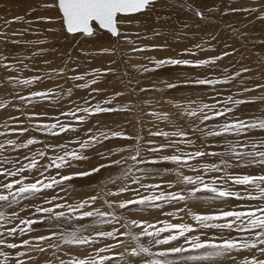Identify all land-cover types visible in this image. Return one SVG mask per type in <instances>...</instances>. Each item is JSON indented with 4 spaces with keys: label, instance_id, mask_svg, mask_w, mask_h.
<instances>
[{
    "label": "rangeland",
    "instance_id": "rangeland-1",
    "mask_svg": "<svg viewBox=\"0 0 264 264\" xmlns=\"http://www.w3.org/2000/svg\"><path fill=\"white\" fill-rule=\"evenodd\" d=\"M39 1V0H38ZM36 0H0V104L7 107H0V144L5 146L0 152V170L5 168L15 169L21 164H28L29 159L36 153L43 151L46 155L42 158L36 156L39 165L50 164V158L64 155V148L52 147L56 145H66L67 151L79 149V144L73 143L75 140H87V129L91 128L93 133L98 134L97 129L110 132H121L134 139L112 138L104 140L94 148H89L82 152L88 159L73 161L72 167L63 169L49 168L45 175L55 176L57 179L62 175H69L78 172H87L100 164H111L112 161L122 160L135 154L138 146L144 158H159L165 155L180 154V151H195L202 146H206V151L223 153L229 142L236 144L237 141L248 142V137H236L224 135L211 137L203 135L198 129L205 131L220 130V127L229 122L232 118L249 120L256 117H264V103L257 100L256 103H247L235 106L232 103H223L229 97L233 100H247L253 97L264 95V88H256L258 84H264V0H158V3L141 13L135 14L127 19L131 23L121 25L122 35L119 38L112 37L103 30H97L96 36L84 37L77 34L72 36L67 34L61 27L58 19V12L54 8L45 5L52 3V0H43L41 6L44 9L35 11ZM158 5V6H157ZM167 5L169 22L161 18L157 8H165ZM187 5V7L185 6ZM174 8V9H172ZM235 11H232V10ZM246 9H255L246 11ZM194 10L203 12L201 19L194 14ZM21 18L15 23H6L16 18ZM40 17H51L52 22L38 20ZM13 33H16L13 35ZM60 35L74 37L75 43L71 41L63 42ZM103 38H101L102 36ZM100 37L96 43L94 39ZM102 41V42H100ZM64 44L62 46L60 43ZM71 44V45H70ZM93 44H95L93 46ZM62 46V47H61ZM101 49H112V54L101 53ZM135 49H144L136 51ZM191 53H195L192 55ZM227 53V55H225ZM222 57V59H216ZM168 58L184 59L189 61H200L205 59H215V64L205 67L171 66L162 65L157 67L153 61ZM42 61V62H36ZM42 66L41 63H45ZM4 64L9 68L3 67ZM15 72L8 74V71L16 68ZM43 68V69H42ZM8 69V71H7ZM99 69L102 72L111 69L106 75H92L93 70ZM145 69H151L146 71ZM250 69V71H244ZM58 70H63L62 72ZM77 75L84 76L83 80H74L71 77ZM41 77L35 83L37 91L49 92L48 99L41 101L37 97L29 94L32 86H23L21 81ZM214 79L228 81L227 83H217L214 86L199 85L192 83L198 79ZM98 79L92 88L100 89L99 92H92V88H77L75 85L90 82ZM8 80V81H6ZM34 84V83H33ZM173 84L175 87L169 88ZM245 89H255L245 91ZM71 90V95H69ZM32 92V90H31ZM35 92V91H33ZM22 93L28 94L29 102L20 99ZM111 100L110 105L103 104L104 100ZM85 100L90 103L86 104ZM101 103L104 107L115 109L127 108V111H113L101 113L94 117H87L83 112L78 115L85 116V121L79 123L74 116H65L69 110H76L78 107H92L96 103ZM203 104L214 106L215 109L232 107L235 111L227 116L200 123L196 117H189L185 113L188 110L199 108ZM204 112L211 114L210 109L205 108ZM156 114H167V119H158ZM31 117V118H29ZM59 119L60 122L71 125L78 129L69 131L59 136H51L39 130L37 125L53 124ZM27 128L23 135L19 134L20 128ZM157 131L173 133L183 131L188 134L195 147H190L181 143V137L169 136L165 138L153 135ZM252 140L259 141L264 138V132L256 130L250 133ZM29 138H36L38 143L30 145L28 148L14 150L7 144L8 140H13L17 144L26 142ZM137 140L139 144L137 145ZM176 141V148H165L158 153L147 151L151 147L168 145ZM131 147V151H118L120 148ZM244 151L250 148L243 149ZM5 158L19 163H5ZM227 159V157H224ZM221 157L207 156L202 158L201 163H219ZM196 161H193L195 164ZM134 162L128 160L126 164L106 167L100 172L90 176L76 177L64 185L54 186L51 190H46L37 197H33L8 209L0 205V211H4L7 220L0 222V232H4L9 241L20 244L24 240H30L33 244L37 241L33 237L48 236L50 240L43 241L41 246L47 249L46 252L33 251L30 253L35 259L27 256L20 257L27 264H60V261H69L73 257L84 258L85 249L91 246H79L75 244H65L62 235L71 233L74 227L83 225L87 230L81 229L80 234L94 237L96 231H110L111 225L94 224L92 218L83 220H73L71 224L63 218L56 220L55 213H69L68 205H75L90 196H104L106 191H116L123 184H131V179L140 177L142 184H160L175 182L176 177L172 170L176 165L171 162L160 161L156 164L136 165L134 176L123 177V170ZM151 168L152 173L145 177L139 169ZM41 170H43L41 168ZM186 175L195 177L196 172L183 169ZM230 171H233L230 169ZM236 173L255 172L259 174V167H249L247 169L236 168ZM59 173V175H57ZM203 174V173H201ZM23 175L30 179L39 177L37 170L25 172ZM217 175V173H207L205 179ZM3 177H0L2 180ZM115 180V183L112 181ZM133 188L139 185H131ZM182 185L167 189L169 191H180ZM143 192L144 190L141 189ZM147 194V193H145ZM134 193H125L120 197L109 196V200H118L132 196ZM197 201H188L176 205H167L166 212L176 213L179 208H191L193 212L208 213L217 210L219 202L210 200L211 194H199ZM57 197L52 203L46 200ZM233 205L237 202L232 201ZM255 203V202H253ZM63 204L65 207L57 208L56 205ZM42 206L53 208V213H36L35 208ZM195 207V208H194ZM99 208L101 211H108L107 205L98 201L92 208H85L84 211ZM196 209V210H195ZM18 211L19 219L12 217V211ZM137 214L142 219L155 221L157 216L161 220H171V222H182L192 224L195 222L189 215L179 212L178 217H168L162 212L149 215L147 212L138 213L133 207L125 211V215ZM73 216L78 213H72ZM34 219L42 221L32 226V230L26 233H19L14 237L6 235V229L15 226L27 228L21 221ZM208 233L207 238L215 237L219 242L218 230H201ZM201 231L190 233L189 235L200 236ZM55 233L56 235H53ZM225 236L228 234L225 233ZM233 236L236 233L232 234ZM107 241H101L102 246ZM174 244H184L183 238L174 241ZM53 245V247H49ZM187 246V245H185ZM0 251L9 252L15 256L16 252L28 251L27 248L9 250L0 247ZM120 251V249H117ZM195 254V253H194ZM187 255V253L185 254ZM239 256L250 255L247 252L238 254ZM2 259V257H0ZM219 264H232L228 258H217ZM196 264V262H189Z\"/></svg>",
    "mask_w": 264,
    "mask_h": 264
},
{
    "label": "snow or ice",
    "instance_id": "snow-or-ice-1",
    "mask_svg": "<svg viewBox=\"0 0 264 264\" xmlns=\"http://www.w3.org/2000/svg\"><path fill=\"white\" fill-rule=\"evenodd\" d=\"M158 3V0H52V3L45 5L48 8H54L58 12V19L61 22L62 29L69 35L76 36L77 34L84 37H93L97 30H103L112 37L119 38L122 35L121 25L131 23L127 19L135 14L149 10ZM187 7V5H185ZM264 7V6H262ZM255 9H246V11H254ZM232 11H235L234 9ZM195 16L203 19L204 14L199 10H194ZM261 18H264L262 16ZM21 18H16L13 21H6V23L18 22ZM38 20L44 22H52L51 17H40ZM16 33H13L15 35ZM0 35H4L0 33ZM136 51H143L144 49H135ZM101 53L112 54V49H101ZM194 55L195 53H191ZM227 55V53H225ZM216 59H222L217 57ZM153 63L159 67L162 65L171 66H189V67H205L215 64V59H205L200 61H189L184 59L168 58L164 60H156ZM3 67L10 66L4 64ZM149 71L151 69H145ZM62 72L63 70H58ZM111 69L101 71L99 69L93 70L92 75H106L111 72ZM250 71V69H244ZM34 79H25L21 83L25 86L35 83ZM74 80H83L84 76L77 75L71 77ZM98 79H92L90 82L75 85L77 88H92ZM228 81H220L214 79H198L192 83L199 85L214 86L217 83H227ZM176 85L169 84L172 88ZM256 88H264V84L256 85ZM255 89H245V91H254ZM100 89L92 88V92H99ZM33 97L39 98L41 101L49 98L51 93L44 91H36L31 94ZM71 95V90H69ZM21 100L26 99L20 97ZM257 100L264 103V95L260 97H253L247 100L236 99L229 97L223 103H232L235 106H240L247 103H256ZM89 104V100H85ZM111 100H104L103 104L110 105ZM0 107H7L6 104H0ZM208 108L211 114L204 112ZM127 108L115 109L111 107H104L101 103H96L92 107H78L76 110H69L62 113L65 116H74L76 121L83 123L85 116L78 115L83 112L87 117H94L101 113H108L113 111H127ZM235 111L232 107L224 109H215L214 106L203 104L199 111L192 109L186 111L189 117H196L203 124L206 121L217 119L219 117L227 116L228 113ZM158 119H167V114H156ZM31 118V117H29ZM37 128L48 135L59 136L69 131H77L75 127L66 125L57 119L53 124L37 125ZM203 135L211 137H219L224 135H231L236 137H248V142L237 141L236 144L229 142L226 145V151L223 153L208 152L206 146L196 149L195 151L184 152L180 154L165 155L162 157L147 159L141 155V150L137 146L135 154L122 160L112 161L111 164H100L87 172L72 173L69 175H62L59 179L55 176H47L45 172L54 167L55 169H63L65 167H72L73 161H81L88 159L82 152L89 148H94L97 144L104 140L112 138L134 139L121 132H110L97 129L98 134L93 133L91 128L87 129V140H75L73 143L79 144V149H73L71 152L67 151L66 145L49 146L53 150L55 148H64V155H59L50 158V164L40 166L36 156L44 157L45 152L40 151L29 159L28 164H21L19 167L13 169L0 170V205L8 209H14V206L20 205L22 201L37 197L46 190H51L54 186L64 185L65 182L71 181L76 177H85L98 173L101 169L112 166H119L126 164L128 160L134 162L123 170V177L128 178L130 174L134 176L136 165L140 164H156L160 161L171 162L176 165L175 169L166 171H173L176 177L175 182L168 181L165 185L160 184H142L140 177L131 179V184H123L118 187L116 191H106L104 196L99 195L90 196L75 205H68L69 213L64 212L55 213L54 219L60 220L63 218L69 224L73 220L79 221L85 218H92L94 224L111 225L110 231H96L94 237L81 235V229L85 228L83 225L74 227L71 233L61 236L65 244H75L79 246H91L90 250L85 249L84 258L73 257L69 261H60V264H189V262H196V264H219L217 258H228L232 264H264V138L259 141L252 140L250 133L260 130L264 132V117H256L254 119L244 120L238 117L232 118L229 122H225L220 130L205 131L203 128L198 129ZM27 128L21 127L19 134L23 135L27 132ZM153 135L163 136L168 138L171 136L181 137V143L190 147H195L194 142L188 138V134L183 131H176L173 133L157 131ZM38 143L36 138H29L26 142L17 144L13 140H8L7 144L14 150L20 148H28L30 145ZM139 140H137V145ZM176 141H172L168 145H161L159 147L148 148L147 151L151 153H158L165 148H176ZM5 146L0 144V152L4 150ZM250 148L248 151L243 149ZM118 151H131V147L120 148ZM207 156L221 157L219 163H201L202 158ZM224 157H227L225 159ZM193 161H196L193 164ZM5 163H19V161H10L5 158ZM259 167L260 172H245L236 173V168L247 169L249 167ZM41 168L43 170H41ZM189 169L196 172L195 177L186 175L183 169ZM233 170V171H230ZM37 170L39 177H32L31 182H26L30 178L23 175L25 172ZM148 177L153 169L145 168L139 169ZM217 173L208 179H205L207 173ZM203 173V174H201ZM59 175V173H57ZM116 181L113 180L112 183ZM182 185L180 191H169L167 189L174 188L176 185ZM131 185H139L133 188ZM141 189L144 191L142 192ZM125 193H134L132 196L118 200H109L107 197H120ZM147 193V194H145ZM199 194H211L208 198L210 200L219 202L217 210L208 213L193 212L191 208H179L176 213L164 211L167 205H176L184 203L187 205L188 201H197L200 199ZM57 197H52L46 200L47 203H52V200ZM98 201H102L107 205L108 211H101L99 208L84 211L85 208H92ZM236 201L233 205L231 202ZM255 202V203H253ZM57 208H63L65 205H56ZM135 207L138 213L147 212L149 215L153 213L162 212L165 216L176 218L179 212H184L189 215L195 222L192 224L176 222L171 220H161L157 216L155 221L150 219H142L137 214L125 215V211ZM53 208H45L38 206L35 208L36 213H53ZM72 213H78L73 216ZM12 217L19 219L18 211H12ZM182 220V217H178ZM7 220L4 211H0V222ZM27 225V228H20L19 230L13 226L6 229V235L14 237L17 232L23 234L32 230V226L41 223L34 219H25L21 221ZM218 230L219 242L215 237L208 239V233L201 230ZM201 231L200 236L189 235ZM228 235L225 236L224 234ZM236 233L235 236L232 234ZM53 235H56L53 233ZM5 236L4 232H0V237ZM183 238L184 244H174V241H179ZM37 243L33 244L30 240H24L20 244L9 241L6 238L0 239V247L9 250H17L19 248H27L28 251L16 252L12 256L9 252L0 251V264H27L24 259L20 257L27 256L29 259H35L30 255L33 251L46 252L47 249L42 247L43 241L50 240L48 236L33 237ZM101 241H107L102 246ZM187 245V246H185ZM53 247V245H49ZM120 249V251H117ZM247 252L250 255L239 256L238 254ZM187 253V255H185ZM195 253V254H194ZM50 264V262H49Z\"/></svg>",
    "mask_w": 264,
    "mask_h": 264
},
{
    "label": "bare ground",
    "instance_id": "bare-ground-1",
    "mask_svg": "<svg viewBox=\"0 0 264 264\" xmlns=\"http://www.w3.org/2000/svg\"><path fill=\"white\" fill-rule=\"evenodd\" d=\"M36 1H38V0H36ZM41 3H44V1L43 0H39L38 1V4L36 5V8H34L35 9V11H39V10H41V9H44L45 7L43 6H41ZM158 6V5H157ZM167 8H169V7H167V5H166V7L165 8H157V9H155V11H158V13L160 14V16H161V18H164L166 21H167V23L169 22V19H168V9ZM172 9H174V8H172ZM37 11V12H38ZM96 36V35H95ZM102 36V35H101ZM57 37H60L59 39L60 40H62L63 42H67V44H68V42H72V43H75L76 42V39H74V37H71V38H69V37H66L65 35L63 36V35H60V36H57ZM101 38H103V36L101 37ZM101 38L100 37H97L96 39H94L95 40V42H93V43H96V42H98L99 40H101ZM100 42H102V41H100ZM62 46H64V44H62V42L60 43ZM71 45V44H70ZM95 44H93V46H94ZM61 46V47H62ZM195 208V207H194ZM196 210V209H195Z\"/></svg>",
    "mask_w": 264,
    "mask_h": 264
},
{
    "label": "crops",
    "instance_id": "crops-1",
    "mask_svg": "<svg viewBox=\"0 0 264 264\" xmlns=\"http://www.w3.org/2000/svg\"><path fill=\"white\" fill-rule=\"evenodd\" d=\"M36 62H42V61H36ZM42 64V66H44L45 64H47V62H45V63H41ZM17 69V67L16 68H14V69H11V70H9L8 71V69H7V71H8V74H10V72L11 73H13V72H15V70ZM43 69V68H42ZM27 79V78H26ZM6 81H8V80H6ZM36 82H38L39 83V81H36ZM35 82V83H36ZM35 83L34 84H31V85H27V86H32V88H31V90H32V92H31V90H30V92H29V94L31 95L32 93H33V91H37V88H35L36 86H35ZM21 85H23L22 83H21ZM23 86H25V85H23ZM21 97H25L26 99H24L23 101H26V102H29V100H28V98L30 97L28 94H26V93H22V96Z\"/></svg>",
    "mask_w": 264,
    "mask_h": 264
}]
</instances>
